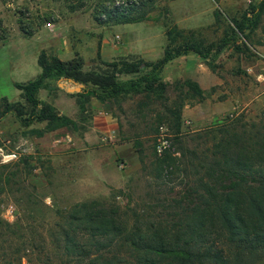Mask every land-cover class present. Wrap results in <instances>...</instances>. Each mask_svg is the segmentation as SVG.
Wrapping results in <instances>:
<instances>
[{
    "label": "rangeland",
    "instance_id": "rangeland-1",
    "mask_svg": "<svg viewBox=\"0 0 264 264\" xmlns=\"http://www.w3.org/2000/svg\"><path fill=\"white\" fill-rule=\"evenodd\" d=\"M258 1L139 0L133 13L146 12L144 20L106 24L95 17L100 0H0V53L10 54L5 56L9 64L0 62V113L6 102H24L15 83L39 73L42 51L51 56L62 46H75L84 69L101 71L104 66L97 62L96 50L106 33L121 40L132 29V38L166 42V30L176 29L206 46L214 45L226 36L230 19L241 18ZM100 18L105 19L103 14ZM247 36L224 48L212 66L194 53L186 54L189 59L181 57L182 65L177 57L164 66L166 102L154 98L144 103L148 101L144 94L105 102L91 95L73 98L82 84L74 87L61 77L48 96L55 111L69 121L60 119L61 124L47 131L44 121L22 126L12 114L1 118L0 264H80L66 262L64 231L82 243L89 230L81 226L70 230L71 215L78 223L84 218L83 207L89 205L88 209L117 210L128 226L137 219L167 220L180 194L203 177L202 160L210 156L213 142L207 134L211 127L236 118L246 124V135L264 137V79L258 78L264 68V12ZM17 49L25 53L26 61L16 69L22 60ZM197 67L202 76L196 75ZM184 79L195 81L203 91L201 98L184 99L180 118L181 141L195 151L192 160L200 173L184 176L175 171L156 177L151 161L160 134L170 132L164 137L171 151L177 145L172 147L167 123L161 124L160 132L153 131L155 118L164 111V102L174 106L184 97ZM65 87L74 91L67 89L69 95ZM62 227L66 229L60 231ZM101 252L106 257L128 254L116 242Z\"/></svg>",
    "mask_w": 264,
    "mask_h": 264
},
{
    "label": "trees",
    "instance_id": "trees-1",
    "mask_svg": "<svg viewBox=\"0 0 264 264\" xmlns=\"http://www.w3.org/2000/svg\"><path fill=\"white\" fill-rule=\"evenodd\" d=\"M139 4V0H100L95 17L106 24L140 22L145 19L146 12L134 15L133 11ZM263 12L264 0H260L252 4L241 18L232 17L226 36L219 43L210 44L211 47L201 40L183 36L176 29H167L163 54L154 61L134 57L104 61L100 58L98 46L96 60L104 66L101 71L84 69V59L75 46H72L73 56L68 59L47 56L42 51L37 60L41 73L25 83H15L24 102H6L0 119L12 114L22 126L44 121L47 131L61 124L58 122L60 119L69 121L38 97L40 89H56V81L61 77L82 84L77 94L91 95L99 102L115 101L135 94H144L148 100L144 103L154 98H164L166 102L167 98L163 97L166 83L161 80V71L167 63L194 53L212 66L224 48L240 40L241 36L248 38L247 32L257 26ZM102 14L105 17L103 20L100 18ZM120 75L128 77L122 79ZM183 85L186 90L180 102L174 106L164 102V111L155 118L153 131L160 132L161 124L167 123L173 134L172 147L177 145L175 151L168 146L159 156L155 153L156 146L153 147L151 163L156 177L169 176L175 171L184 172V176L200 173L198 164L192 160L196 158L195 151L183 146L181 141L180 118L184 99L201 98L203 91L191 79H184ZM27 106L30 109L28 114ZM245 125L236 118H228L207 131L213 142L210 156H204L202 160L201 168L205 169V172L202 170L203 177L196 178V185L180 194L167 220L141 222L137 219L128 226L117 210L88 209L89 205L83 207L84 218L78 223L73 221L76 215H71V221L67 223L70 230L75 231L81 226L89 232L86 241L78 243L74 234L61 228L60 231L66 233L63 246L68 258L66 262L264 264V137L246 135ZM169 133L166 131L165 136L168 137ZM2 174L0 172V179ZM8 178L9 175H5L4 181ZM113 242L127 250L128 254L106 257L101 251Z\"/></svg>",
    "mask_w": 264,
    "mask_h": 264
},
{
    "label": "crops",
    "instance_id": "crops-1",
    "mask_svg": "<svg viewBox=\"0 0 264 264\" xmlns=\"http://www.w3.org/2000/svg\"><path fill=\"white\" fill-rule=\"evenodd\" d=\"M131 30H128V32H126L125 34L121 33L122 36H121V40L119 39L120 41L116 39V36L111 37V34L106 33L102 37L101 41H99V45H98L99 46V55H100L101 60L113 61V60H116L118 58H132V57H134V58H142L144 61H154L157 58H160L162 56L163 51H164V47H165V43H166L165 41H163L162 39H160L159 42H155L154 40L149 41L150 40L149 36H147V37L144 36V37H141L138 39L132 38L133 31L131 32ZM122 37H123V39H122ZM62 48L63 49H61V47H60V49H58V54H57L58 57H60L62 59H68V58H71L73 56V52H74L73 49L74 48L72 46L68 45V49H67V46H65V47L62 46ZM17 50H19L18 55L21 56L22 60L16 66V69L20 68L22 66V63L23 62L25 63V61H26L25 53H22L21 49H17ZM8 53L9 52L5 53V52L1 51L0 62L6 61L5 63L9 64L10 61L5 57V56L10 57V54H8ZM184 56H185V58L189 59L188 55L180 56L178 58L179 59V63H178L179 65L181 63L183 64V59L181 57H184ZM187 59H185V60H187ZM193 60L195 61V57H193ZM186 62L188 63V61H186ZM169 63H167V64L169 65ZM198 65H199V67H201L202 64H198ZM199 67H197L195 69V70H197V71H195V73L197 76H200V74L202 76L203 71L199 70L198 69ZM39 68H40L39 73L33 79H35L41 73V67L39 66ZM30 80H32V79H30ZM27 81H29V80H27ZM27 81L16 82V83H25ZM52 82H53V80L50 81V83H52ZM70 83L72 84L71 86L77 87V84L75 82L71 81ZM82 87H83V85L80 87V90L78 91V93L81 91ZM67 89H68V87H65V91L67 92V94L70 95L71 93H69ZM53 90H55V89H53ZM53 90L45 89V88L40 89L38 91V97L42 101L47 102L48 104H51V99H50V96H48V93H49V91H53ZM43 95H45V96H43ZM71 96H73V98H77V96H79V95H77V92H76V93H72ZM51 105L53 106V104H51Z\"/></svg>",
    "mask_w": 264,
    "mask_h": 264
},
{
    "label": "built area",
    "instance_id": "built-area-1",
    "mask_svg": "<svg viewBox=\"0 0 264 264\" xmlns=\"http://www.w3.org/2000/svg\"><path fill=\"white\" fill-rule=\"evenodd\" d=\"M116 38H119V36L117 35ZM258 78L264 79V68H263V71L258 75ZM161 129L163 130V127H161L160 130ZM164 136H165V134L164 135L160 134V137L158 138L157 145H156V150H157L158 154H161L163 152V150L169 146L168 140ZM14 155H11V156L14 157ZM12 211L13 210H8V213L11 214Z\"/></svg>",
    "mask_w": 264,
    "mask_h": 264
},
{
    "label": "water",
    "instance_id": "water-1",
    "mask_svg": "<svg viewBox=\"0 0 264 264\" xmlns=\"http://www.w3.org/2000/svg\"><path fill=\"white\" fill-rule=\"evenodd\" d=\"M79 89H80V87H78ZM68 90H71V91H74L73 89H71V88H68Z\"/></svg>",
    "mask_w": 264,
    "mask_h": 264
}]
</instances>
